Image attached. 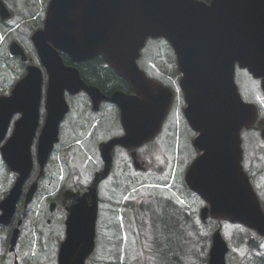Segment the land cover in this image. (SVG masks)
<instances>
[{"label":"water","instance_id":"95a60500","mask_svg":"<svg viewBox=\"0 0 264 264\" xmlns=\"http://www.w3.org/2000/svg\"><path fill=\"white\" fill-rule=\"evenodd\" d=\"M10 15L0 0V16ZM148 38H164L171 45L180 73L185 106L183 113L196 132L192 140L199 151L185 172L187 186L207 203L200 209L208 216L239 222L264 233V214L241 167L240 130L255 120L256 108L244 102L234 81L236 65L261 79L264 91V0H49L43 27L31 34L40 63L47 74L45 120L38 135L36 156L40 173L53 145L58 127L68 110L64 92L85 90L94 102L107 99L121 112L124 134L101 146L105 167L96 173L87 191L65 190L64 197L79 198L71 210L77 226L67 230L59 248V264H84L94 247L98 181L107 175L114 145L136 148L159 131L173 100V90L148 77L137 64ZM12 55L27 60L23 48L12 41ZM60 53L73 61L102 56L125 79L132 94L115 91L110 96L85 84L75 66L66 65ZM42 70L35 64L0 95V142L14 113L11 135L0 151L8 168L17 173L14 184L0 202V221L15 212L25 180L33 167L31 145L39 125ZM37 188L26 191V202ZM85 197H91L87 204ZM13 230L11 247L18 235ZM227 244L219 229L211 235L207 264H226Z\"/></svg>","mask_w":264,"mask_h":264},{"label":"rangeland","instance_id":"374dc122","mask_svg":"<svg viewBox=\"0 0 264 264\" xmlns=\"http://www.w3.org/2000/svg\"><path fill=\"white\" fill-rule=\"evenodd\" d=\"M7 2L10 3L11 0ZM45 3V0L20 1V7L15 8V14L6 20L7 25L3 24L7 29L0 28V95H9L15 81L23 71L25 72L24 65L27 63L21 62L9 52L11 41L21 44L28 56H32L35 60L33 62H37L36 64L40 66L30 41V34L40 24L36 16L42 14L41 6ZM140 54L139 64L150 68L151 72L156 70L169 72L173 52L165 40L147 39ZM43 74L38 129L42 126L45 116L44 99L47 76L44 70ZM173 77L175 80L164 79L168 86L177 85L178 79ZM234 79L238 88L247 86L256 88L259 83V80L252 76L246 68L238 65L235 67ZM182 109V97L178 94L163 123L162 131L151 143L148 142L140 147L139 153H142V157L150 166H147L146 171H134L128 155L121 152L122 155L115 156L116 163L109 175L100 181L99 196L106 197L113 202L115 200V203H120L116 201L124 197L132 199L133 202L135 201L136 215L133 214L132 208L125 207L127 209L124 216L123 212H120L123 208L105 203L104 216L105 219L108 220V217L110 219V224L104 227V230H110V234L107 232L105 237L108 240L113 238L111 233L116 230L113 236L117 243L116 241L113 245L104 243L101 247L97 235L94 254L97 256L101 248L103 252L101 262L97 264H206L211 235L216 228L221 230L228 244L226 264H257L256 258L259 254L256 247L249 248L245 244L247 238L252 235L249 229L227 220L217 221L209 217L203 222L200 219V209L206 205V202L191 191L184 181L185 171L197 152L192 146V137L195 132L186 123ZM18 115L17 113L13 115L5 138L11 133L13 122ZM105 126L107 127L105 129L103 127L93 128V131L82 140L76 136L71 139L69 137V141L80 139V143L60 150V147L67 143V140L61 137L55 148L56 154L45 166V173L38 181L35 194L42 195L65 188H83L86 183H89L95 171L100 168L97 148L99 141L121 132L116 124L110 127L105 124ZM91 127L89 126L85 132ZM100 135H104V138ZM80 137H84V133ZM36 140L37 135L32 144L34 159ZM147 144L149 145L146 146ZM69 154L73 155L72 162L65 160ZM162 160L165 164L161 166ZM36 174L37 169L25 182L23 193ZM14 179V172L7 168L0 154V197L7 194ZM50 181L51 184H49ZM121 205L123 204L119 206ZM127 221L131 222L128 226ZM132 222L135 224L133 225ZM26 233L30 236L27 225L24 226L22 234L27 239ZM1 234L4 235L5 232ZM5 252H7V247ZM23 255L27 256V252L23 251ZM35 256L38 257L39 253ZM88 264L92 262L89 261Z\"/></svg>","mask_w":264,"mask_h":264},{"label":"flooded vegetation","instance_id":"af4514ba","mask_svg":"<svg viewBox=\"0 0 264 264\" xmlns=\"http://www.w3.org/2000/svg\"><path fill=\"white\" fill-rule=\"evenodd\" d=\"M6 4V7L9 9L11 16L15 14V8L20 7L19 3L20 1L23 2V0H11L10 3L7 2V0H3ZM16 1V2H15ZM49 0H45L46 4L41 6L42 14H38L36 17L40 20V24L34 29H40L44 22V17L46 13V7ZM206 3H209L210 0H202ZM7 19L0 18V25L2 26V30H5L7 28L4 27V23ZM7 25V23H5ZM11 29V28H10ZM24 49V47H23ZM25 50V49H24ZM27 56L28 53L25 50ZM36 54V58L39 61V58ZM62 57L65 56L64 63L66 65L75 66L77 69H81L84 65V72H85V78L80 76L85 82V84L97 89L101 94L105 96H110L115 91H122L126 94H132L133 89L131 88L130 84L114 72H111L108 70L107 64L105 63L102 56L98 55L91 59L84 60V61H73L68 55L61 53ZM20 60L19 56H16ZM28 61L24 65L26 67L29 63H37L33 62L35 61L32 56H28ZM90 61H96L100 62L101 65L93 66L92 70L95 72H99V80L94 81L90 80L91 77V71L87 70L89 68ZM171 64V62H170ZM140 68L144 70V72L156 79L161 81L164 85H167L164 79L166 80H175L173 76L177 77L179 80L180 74L178 73L177 69L173 67V65H170V68L168 69L169 72H161L160 70H156L155 72H151L146 66L139 65ZM78 69V70H79ZM111 69V68H110ZM103 70L109 71L107 73V77H102ZM80 72V70H79ZM94 73H92V76ZM105 76V74H103ZM93 78V77H92ZM120 78L123 80L121 81ZM260 81V80H259ZM122 86V87H121ZM238 87V86H237ZM238 92L241 96V98L245 102L253 103L256 107V117L254 122L249 126L242 128L240 130V145H241V166L243 171L245 172L256 196L259 199L262 211L264 213V93L259 86L256 88L252 87H240L238 88ZM65 99L68 104V110L66 114L64 115L63 119L59 123V139L57 143H59L60 138L63 137L65 141L67 140V143L65 145L60 147V150L64 147H67L72 144H79L80 139H74L72 141H69V137L76 136L79 137L82 135L85 130L90 126L96 125L98 128L103 127V129L107 128L105 124L110 127L113 125H117L120 127L121 132L120 133H114L117 135H110L107 138H105L103 141H99L98 143V154H99V162H100V168L95 171L94 176L96 173L101 172L105 167V161L102 158L101 154V146L102 144L110 140L111 138H114L116 136L122 135L124 133L123 126L121 124V112L119 106L107 99H101L97 102H94L92 99V96L87 93L85 90H80L76 93H70L68 91L64 92ZM171 108V107H170ZM170 110V109H169ZM45 117V116H44ZM44 120V119H43ZM42 126L36 130V134L38 135L41 131ZM102 129V130H103ZM114 132V131H113ZM91 133V132H90ZM90 133H85L84 137H87ZM114 135V136H113ZM101 136V135H100ZM80 138V137H79ZM101 138H104V135L101 136ZM148 142H152V140H149L147 142H144L140 146L136 148H125L120 145H114L111 151V164L109 171L106 176L101 178L98 181L97 184V195L95 197L96 201V217H95V238H94V248L92 252L85 258L84 264H88V262H92V264H97L101 262L103 252L102 248L97 253V256H95V243H96V237L100 239L101 247L102 244L106 245H113L117 240L113 236V232L111 233V236L113 238H109V240L105 237V234H110V230L106 231L104 230V227L110 224V219L108 217V220L105 219L104 216V206L105 203L108 202L111 206L117 207V208H123V210H120V212L126 215V209L125 207H129L133 209V214L136 215L135 210V201L129 199L128 197H124L123 199H118L115 203L107 199L106 197L99 196L98 191V185L100 181L104 180L109 173L112 170V167L114 163H116V157L117 155L126 154L128 155L134 171L144 172L147 169V166H149L147 160L142 157V153H139L140 147L145 145ZM57 143L54 144V147L52 151L50 152L47 161L44 166H46L53 155L56 154V146ZM37 144V141H36ZM147 144L146 146H148ZM36 147L35 146V159L33 157V167L31 170L30 177L32 176L35 169H37V174L35 177H32L31 183L36 181L37 182V189H38V181L43 177L45 173V167H44V173H40L38 161L36 158ZM117 149H120L117 151ZM122 152V154H120ZM31 153L33 155L32 146H31ZM145 153V151H144ZM199 152H197L198 154ZM73 155L69 154L65 158V160H68L69 162H72ZM165 164V161H161V166ZM15 178L17 177V174L14 172ZM89 181V183H86L85 186L82 188H76V189H70L72 191L79 192L76 194L77 196L82 194L83 192L87 191L88 187L93 181ZM15 180V179H14ZM28 180V179H27ZM115 180V178H113ZM14 182V181H13ZM30 183V184H31ZM13 184V183H12ZM29 184V186H30ZM51 184V181L49 182ZM145 184V183H143ZM12 186V185H11ZM28 186V188H29ZM27 188V189H28ZM10 189V188H9ZM9 189L6 193H8ZM21 193L20 197H18L15 205V212L9 222L4 223L0 221V264H59V248L61 243L67 238V230L69 228H72L71 226H77V220L71 219V210L73 209L74 205H76L79 198L77 196H69L64 197L63 192L64 190L68 189L65 188L64 190L58 189L53 192L45 193L42 195L33 194L32 197L29 198L28 202H26V191ZM37 191V190H36ZM4 196V195H3ZM0 197V202L6 198ZM87 199V204H91V197H85ZM182 201V200H181ZM120 204H123L119 206ZM110 211V210H109ZM108 211V212H109ZM2 213L0 208V214ZM126 218H124V221ZM108 221V222H107ZM107 222V223H106ZM122 224V222H119ZM133 225L135 224L132 222ZM233 223V222H230ZM131 222L127 221V226L130 225ZM235 225H240V223H233ZM27 225L29 229L30 236L27 234V239L22 234L24 233V226ZM241 227L247 228L246 226ZM15 228H18L19 232L17 235V238L15 240V243L13 245V249H10L11 247V236L13 233V230ZM110 228V227H108ZM118 228V227H117ZM249 229V228H247ZM5 232V234H1L2 232ZM252 233L250 237L247 238V241L245 242L246 246L249 248L256 247V250L258 252V257L256 258L257 264H264V233H261L255 229H249ZM114 240V242H113ZM7 247V252H5V248ZM35 249V250H34ZM23 251L27 252V256L23 255ZM39 253V256L36 257L35 254ZM96 260V261H95Z\"/></svg>","mask_w":264,"mask_h":264},{"label":"trees","instance_id":"16d2710c","mask_svg":"<svg viewBox=\"0 0 264 264\" xmlns=\"http://www.w3.org/2000/svg\"><path fill=\"white\" fill-rule=\"evenodd\" d=\"M0 28H2V26L0 25ZM63 58L65 59V56H63ZM91 63H89V68L90 69H87V70H90L92 73H94V75L92 76V73H91V75H90V77H91V79L90 80H94V81H97V80H99V72H97V71H93L92 70V67L93 66H97V65H101V63L100 62H96V61H90ZM84 68V65H83V67L81 68V69H79L80 70V73H81V76L82 77H84L85 78V72H84V70L85 69H83ZM108 68V70H110L111 72H113L109 67H107ZM109 71H107V70H103V72H102V77L104 78V77H107V73H108ZM103 74H105V76L103 75ZM93 77V78H92ZM120 80L121 81H123L121 78H120ZM122 87V86H121Z\"/></svg>","mask_w":264,"mask_h":264},{"label":"bare ground","instance_id":"6f19581e","mask_svg":"<svg viewBox=\"0 0 264 264\" xmlns=\"http://www.w3.org/2000/svg\"><path fill=\"white\" fill-rule=\"evenodd\" d=\"M40 118V117H39ZM95 238V237H94Z\"/></svg>","mask_w":264,"mask_h":264}]
</instances>
